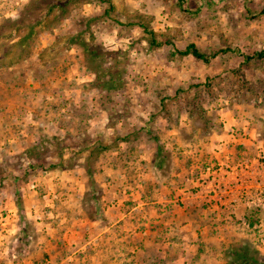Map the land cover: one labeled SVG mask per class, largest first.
I'll return each mask as SVG.
<instances>
[{
    "label": "rangeland",
    "instance_id": "1",
    "mask_svg": "<svg viewBox=\"0 0 264 264\" xmlns=\"http://www.w3.org/2000/svg\"><path fill=\"white\" fill-rule=\"evenodd\" d=\"M0 27V264L264 259V0H0Z\"/></svg>",
    "mask_w": 264,
    "mask_h": 264
},
{
    "label": "trees",
    "instance_id": "2",
    "mask_svg": "<svg viewBox=\"0 0 264 264\" xmlns=\"http://www.w3.org/2000/svg\"><path fill=\"white\" fill-rule=\"evenodd\" d=\"M182 2H183V0H179V4H181ZM53 6H55V4H51L49 7L53 8ZM141 27L143 28V30L146 33H148L150 35V39L149 40H150V42L152 44H157L158 45V44H162L163 42H167L166 40L163 41V42L162 41H157L153 30L148 29L144 25V23H141ZM2 32H3L2 31V27H0V36L3 35ZM88 45H89L88 43H87V45L85 43V46H84L85 50L88 49ZM92 50H93L92 52H96V58H101L105 54L104 53L105 49L103 48V46L101 47V46L97 45L96 43H94ZM225 51H226V49H220V50L214 51V52H212L210 54H206V53L200 51L196 47V45L194 43H189V44L186 45V47L182 51H179V53L181 55H189L190 54L196 59L203 60L204 62H209L211 58L215 57L220 52H225ZM116 55H117V53H116ZM263 56H264V49L259 50V51H254L251 55L244 56L245 57L244 60L245 59H247V60L248 59H252L253 57L261 58ZM109 67L110 66H107V67L104 68V67H102V65L98 64V69H99V72L97 71L98 76L101 77L102 75H104V73H107V72L110 73V69L112 67H110V68ZM200 85H202V84H200ZM189 105H196V107H197L196 109H192V107H191V109L195 113H200L201 114L200 109H201L202 104H200V103L198 104L196 102H193V103H189ZM162 150H163V147L161 145H157V150H156L157 156L160 155ZM87 170L89 171L90 180H93L92 172H90L89 168H87ZM16 205H17L19 211H22L23 207H22L21 196H18L16 198ZM246 251H247V253H240L239 254V253H237L238 252L237 249H233L232 250V254H235L234 256L236 258H234L235 261L231 262V264H264V259L261 256L259 257V255H258L259 253L257 251L251 250L248 247L246 248Z\"/></svg>",
    "mask_w": 264,
    "mask_h": 264
},
{
    "label": "crops",
    "instance_id": "3",
    "mask_svg": "<svg viewBox=\"0 0 264 264\" xmlns=\"http://www.w3.org/2000/svg\"><path fill=\"white\" fill-rule=\"evenodd\" d=\"M257 185H258V183H256V182H255V183H252V186H254V188H255L254 190H255V191H257ZM182 257H183L184 259H187V255H183ZM182 263H183V264H189V262L187 263V261H186V262H185V261H182Z\"/></svg>",
    "mask_w": 264,
    "mask_h": 264
},
{
    "label": "built area",
    "instance_id": "4",
    "mask_svg": "<svg viewBox=\"0 0 264 264\" xmlns=\"http://www.w3.org/2000/svg\"><path fill=\"white\" fill-rule=\"evenodd\" d=\"M262 188L264 189V185L262 184V185H257V192H258V194H260L261 192H262ZM244 198H246V197H244Z\"/></svg>",
    "mask_w": 264,
    "mask_h": 264
}]
</instances>
